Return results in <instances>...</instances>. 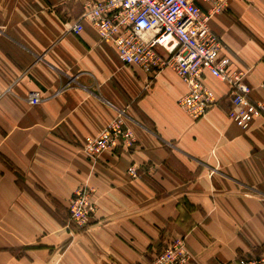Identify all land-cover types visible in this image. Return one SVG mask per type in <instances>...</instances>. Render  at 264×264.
Wrapping results in <instances>:
<instances>
[{
    "label": "crops",
    "instance_id": "0c3cea01",
    "mask_svg": "<svg viewBox=\"0 0 264 264\" xmlns=\"http://www.w3.org/2000/svg\"><path fill=\"white\" fill-rule=\"evenodd\" d=\"M90 1L0 0V264H152L178 240L184 264L263 252L264 118L239 128L227 86L206 76L215 104L192 119L173 69L124 66L89 21L71 32ZM208 25L264 107V0H229ZM116 118L134 146L90 162L84 140ZM83 185L94 213L69 230Z\"/></svg>",
    "mask_w": 264,
    "mask_h": 264
},
{
    "label": "built area",
    "instance_id": "2783aa9c",
    "mask_svg": "<svg viewBox=\"0 0 264 264\" xmlns=\"http://www.w3.org/2000/svg\"><path fill=\"white\" fill-rule=\"evenodd\" d=\"M229 0H102L84 5V12L70 30L78 35L82 22L89 21L100 39L112 43L122 64L157 75L165 68L173 69L185 83L187 92L179 107L192 119L202 118L215 104L213 92L204 84L210 76L225 84L231 101L227 116L246 130L256 118H264V107L251 98L246 82L247 71H233L230 61L222 56L221 40L210 30L209 20L225 10ZM212 2L206 12L202 4ZM37 92L28 96L31 105L40 103ZM132 131L116 118L95 138L82 144L84 156L96 163L104 153L134 146ZM132 166L128 174L137 177ZM92 190L80 186L68 205L69 230H85L94 213ZM187 254L178 240L158 254L152 264H184ZM233 264H264V251L249 258H238Z\"/></svg>",
    "mask_w": 264,
    "mask_h": 264
}]
</instances>
